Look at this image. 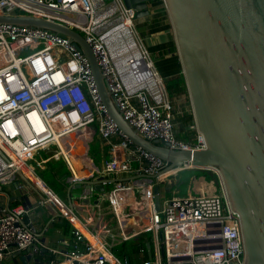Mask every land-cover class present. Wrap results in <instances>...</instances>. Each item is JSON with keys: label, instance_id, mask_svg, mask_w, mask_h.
Listing matches in <instances>:
<instances>
[{"label": "built area", "instance_id": "1", "mask_svg": "<svg viewBox=\"0 0 264 264\" xmlns=\"http://www.w3.org/2000/svg\"><path fill=\"white\" fill-rule=\"evenodd\" d=\"M105 1L0 0V14L42 18L75 29L90 46L116 107L131 128L148 140L165 141L172 150L203 148V137L193 125L191 141L175 136L172 100L137 30L144 62L160 80L157 94L146 86L139 88L142 80L127 77L115 63L100 31L107 17ZM114 1L124 7L122 0ZM91 125L96 126L101 140H119L110 142L114 153L103 163L102 172L109 178L130 173L138 176L115 182L103 195L92 189L78 192L76 197L84 204L91 202L92 207L98 206L99 198L107 201L112 215L110 228L91 217L74 216L38 171L49 159H61L68 169L67 181H78L62 152L67 146H76L77 137L69 142L64 139L83 137ZM166 165L134 145L108 116L87 59L68 37L46 28L0 22V183L18 178L25 188L38 194L39 204L63 205L62 213L80 222L89 238H84L79 228L73 230V250L62 252L64 264H127L110 250L115 241L108 240V229L114 230L112 240L118 236L119 241L149 234L150 257L140 264H242L239 221L224 194L190 189L178 195L180 186L168 179L175 198L161 197L160 192L163 202L156 209L153 187L164 188L167 177L190 167L163 173ZM26 205L19 202L0 208V258L13 250L36 254L41 248L36 228L27 219Z\"/></svg>", "mask_w": 264, "mask_h": 264}, {"label": "water", "instance_id": "2", "mask_svg": "<svg viewBox=\"0 0 264 264\" xmlns=\"http://www.w3.org/2000/svg\"><path fill=\"white\" fill-rule=\"evenodd\" d=\"M122 1L136 20L149 16L157 0ZM161 2L171 24V53L181 65L192 123L204 140L201 149L172 150L165 141L148 140L131 128L118 111L90 46L75 29L27 15L0 14V22L46 28L68 37L87 59L108 116L134 145L166 161L163 173L189 164L187 170H214L239 221L242 264H264V0ZM135 177L76 181L67 187L68 202L72 190L94 189L103 195L115 182ZM175 184L184 182L176 178ZM163 190L175 198L171 187L164 185ZM160 192L155 185L157 210ZM146 248L150 257L149 243ZM125 262L129 263L127 257Z\"/></svg>", "mask_w": 264, "mask_h": 264}, {"label": "crops", "instance_id": "3", "mask_svg": "<svg viewBox=\"0 0 264 264\" xmlns=\"http://www.w3.org/2000/svg\"><path fill=\"white\" fill-rule=\"evenodd\" d=\"M153 4L149 16L135 20V29L139 31L144 40H146L153 62L155 66H157V70H159L158 72H160L164 78L181 76L180 62V70L174 74H170L171 72L167 68L166 60L169 57L175 56L166 45L169 41H173L172 28L162 2L157 0ZM173 123L174 133L178 138L187 141L193 139V134H195V130L193 131L192 127L193 124H188V122L185 123L184 121H174ZM83 132L85 134H83V137L76 135L78 138V146L76 152L74 154L72 153L73 166L80 178L78 181L91 180L98 176L108 179L109 177L102 172L103 163L106 160H109L114 153L110 142L116 144L119 140L117 138H112L109 143L101 140L96 133L95 125L87 127ZM63 169L66 171L64 175H62ZM38 171L49 186L55 190L60 198L59 201L65 203V206L72 210L71 212L74 216L81 215L91 217L93 221L102 223L103 227L107 225V227L110 228L112 215L106 200L99 198L98 206L92 207L91 202H89V204L82 203V201L76 197L78 191L72 190L70 191V203L68 202L67 187L73 183L67 181V178L69 177L68 169L63 160L51 158L46 163L42 164V167H39ZM132 176H136L135 178L138 177L137 174L132 173L123 177ZM47 177H49V179H47ZM175 178L176 176L170 175L165 179L167 180L165 184L167 185L170 180L171 182L175 181ZM32 180L36 184H39L38 179L34 178ZM129 180L131 179H126L125 182ZM160 186L163 191L162 185ZM111 187L112 185L108 186L106 189ZM166 187H170L169 184ZM186 189V192L190 189L192 191H212L210 180L204 176H194L190 182L186 183ZM31 190L32 189L28 186L25 188V183L18 178L5 183H0V208L12 206L19 202H25L28 209L27 219L36 228V234L41 243V248L36 254H30L27 250H13L11 253L5 254L0 258V264H6L9 261H11L12 264H64L62 252H70L73 250V230L79 228L84 235V238H89V235L86 230L81 227L80 222L75 221L71 219L72 217L69 218V216H65V214L62 213L64 210L63 205H54L55 203L41 205L37 202L38 194ZM92 190L95 191L94 189ZM177 191L179 193V189ZM162 202L163 201L160 203ZM59 215H62V217H59ZM137 227H139V224ZM120 231L121 230H118V233ZM111 233L114 234V230H106L108 240L115 241L113 243L126 242L127 249L128 246L133 243V246L129 248V250H131L129 255L125 256V258L127 257L129 259L130 263L140 264L142 259L148 257L147 251L141 252L139 248H137L136 240L139 237H144L146 247V242L149 240L148 234L143 233L137 236H132L125 241H119L118 236L116 237L117 240H112ZM131 240H134V242H129ZM79 246H81V244ZM44 248L46 250L42 251ZM27 256H29V258H27ZM121 260L125 261V259Z\"/></svg>", "mask_w": 264, "mask_h": 264}, {"label": "rangeland", "instance_id": "4", "mask_svg": "<svg viewBox=\"0 0 264 264\" xmlns=\"http://www.w3.org/2000/svg\"><path fill=\"white\" fill-rule=\"evenodd\" d=\"M160 2H161V0H160ZM115 3L116 4H119V1H114V0H108V1H105V3L103 4L104 5V7H105V12H106V15H107V17H106V19L103 21V23L101 24V29H100V31H101V35L102 36H104L105 37V39H106V42H107V38H111V37H117V36H113V34H115V33H118L116 30H118V29H120L121 28V26H124V24H123V22L121 21V17H122V15L121 14H123L124 12H123V9H121V7H120V9H117L116 8V6H115ZM121 12H123V13H121ZM121 15V16H120ZM131 20H132V25H131V31L133 32V35H134V37H135V41L137 42V44L139 43L138 42V38L136 37V34H135V20L131 17ZM105 29V30H104ZM138 33H139V31H138ZM118 34H120L121 35V33H118ZM139 35L142 37V39H143V46H145V47H147V49H148V46H147V42H146V40H144V38H143V36L139 33ZM119 39L117 40V39H112V45H113V47H114V49L116 48V46L118 45L119 46V43L121 42L120 40H121V38H122V40L123 41H125V34H123L122 33V35L120 36V37H118ZM119 41V42H118ZM117 42V43H116ZM108 44V43H107ZM108 47H109V45H108ZM139 47H140V49H141V44L139 43ZM111 48H109V50H110ZM149 50V49H148ZM111 51V50H110ZM116 51H117V49H116ZM115 51V52H116ZM118 52V51H117ZM128 52H130V50H127L126 49V51H124V52H122V54H118V53H114V55H112L113 56V59H114V61H115V63L117 64V66L118 67H120V66H123V71L122 72H125L124 71V67H127L126 65V63H125V59L126 58H128L129 56H130V54H128ZM118 54V55H117ZM131 71H132V69H131ZM133 72V71H132ZM137 74V73H136ZM134 78V77H133ZM147 86V85H146ZM148 87V86H147ZM149 88V87H148ZM149 90H150V88H149ZM151 91V90H150ZM169 95V94H168ZM169 97L171 98V100H172V103H173V110L172 111H174V110H176L179 106H180V102H179V100L178 99H175V97H172V96H170L169 95ZM184 102L182 103V104H185V105H187L188 104V107H189V98H188V95H187V92L184 94ZM66 173V171H64V169L62 170V175H64ZM208 174H215V172H214V170H199V171H197V170H185V171H182V172H180V173H178L177 175H176V178H179V179H181V181H183L184 182V184L183 185H181L180 186V188H179V193H178V195H185L187 192H186V183L190 180V179H192L194 176H196V177H200V176H204V177H206L207 179H209L208 177H207V175ZM215 176H216V174H215ZM175 178V179H176ZM47 179H49V177H47ZM50 180H51V178H50ZM210 180V183H211V189H212V192H216V193H221V194H224V191H223V188H222V185H221V183L219 182V180H218V178H217V176H216V180L214 181L212 178H210L209 179ZM169 183H167V185H168ZM166 185V186H167ZM207 191H211V190H207ZM168 194H166L165 193V191L163 190L162 192H161V196L162 197H164V196H167ZM169 196V195H168ZM129 242H134V240H131V241H129ZM128 246V245H127ZM133 246V243L132 244H130L129 246H128V248H131ZM6 264H12L11 263V261H9L8 263H6Z\"/></svg>", "mask_w": 264, "mask_h": 264}, {"label": "bare ground", "instance_id": "5", "mask_svg": "<svg viewBox=\"0 0 264 264\" xmlns=\"http://www.w3.org/2000/svg\"><path fill=\"white\" fill-rule=\"evenodd\" d=\"M115 6L117 9H123V14L122 15V19L121 21L123 22L124 26H121L120 29L116 30L118 33H122L125 34V41L122 40L121 38V42L119 43V46L117 45L116 48L114 49L113 45H112V39H119L118 37H120L121 35L118 33L113 34V36H117V37H111V38H107V43L109 45V48H111V53L112 55H114V53H118V54H122V52L127 50H130V52H128V54H130V56L128 58L125 59V63L127 64V67H124V71L123 73H125L127 75V77H129L130 75L134 77V79H138V80H142V82L138 85L139 88H142L144 86H148L151 90V92H154L155 94H157V90L159 88V78L156 75H152V73L150 72V68L151 65L149 63H145L144 62V57L142 55L141 49L139 47V43L137 44V42L135 41V37L133 35V32L131 31V25H132V20H131V12L124 6H122L119 2V4L115 3ZM120 15V16H121ZM105 30V29H104ZM139 41V40H138ZM119 42V41H118ZM117 43V42H116ZM117 49V51H116ZM116 51V52H115ZM117 54V55H118ZM121 71H123V66L119 67ZM132 69V71H131ZM136 73H138L139 75H137ZM146 86V87H147ZM147 87V88H148ZM148 88V89H149ZM71 137V138H70ZM76 138V136L72 137V136H67L64 140L66 142L72 141ZM76 146H67V149H62V152L64 153V160L70 164V166L73 168V171L76 173L75 168L73 166V154L76 152L77 146H78V138L77 141H75ZM73 153V154H72ZM77 174V173H76ZM32 179H34L32 177Z\"/></svg>", "mask_w": 264, "mask_h": 264}, {"label": "trees", "instance_id": "6", "mask_svg": "<svg viewBox=\"0 0 264 264\" xmlns=\"http://www.w3.org/2000/svg\"><path fill=\"white\" fill-rule=\"evenodd\" d=\"M166 45H167V47L170 48L171 52L174 51V42L173 41H169ZM166 63H167L168 70L171 72L170 74H174L175 72H178L180 70L178 57L176 55L169 57L166 60ZM156 68H157V66H156ZM160 76L163 78V83H164V86H165L167 93L170 96L175 97V99H178L180 102V106L172 112L173 122L174 121H177V122L184 121L185 123L188 122V124H193L192 123V115H191V112L189 110L188 104L187 105H185L186 103L182 104L184 102V99H183L184 94L186 93V88H185V84L183 82V78L181 76H171L168 78H164L161 75V73H160ZM193 131H194V129H193ZM207 177L209 179L212 178L214 181L216 180L215 174H212V175L208 174ZM146 234H148V233H146ZM149 238H150V236L148 234V239ZM136 240H137V248H139V249L140 248H146L144 237H139ZM125 243L126 242L113 243L110 245V250L114 253V255H116L120 259H125V256L129 255V253L131 251V250H129V248L127 249Z\"/></svg>", "mask_w": 264, "mask_h": 264}]
</instances>
